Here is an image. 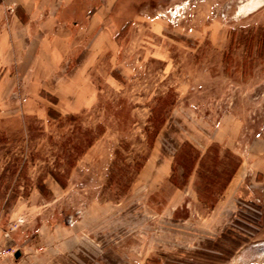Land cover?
<instances>
[{"label":"rangeland","instance_id":"1","mask_svg":"<svg viewBox=\"0 0 264 264\" xmlns=\"http://www.w3.org/2000/svg\"><path fill=\"white\" fill-rule=\"evenodd\" d=\"M258 3L246 10L248 4ZM114 9L116 40L89 72L96 95L74 112L84 111L76 123L61 127L47 115L48 108L68 111L54 105L55 96L46 90L38 95H31L29 87L19 92V76L2 73L0 58V135L7 139L0 140V248H23L41 222L67 225L86 215L92 231L102 235L100 241L122 239L123 264L138 259L142 260L138 264H161L155 257L145 258L144 249L161 244L164 235L171 243L179 237L194 240V227L205 225L201 217L210 211L208 202L217 197L238 156L242 162L230 182V253L260 252L264 249L258 246L264 243V1L116 0ZM20 77L23 84L30 75ZM163 102L168 104L161 115L170 117L150 150L149 136L155 128L148 119L158 115L152 108ZM98 125L106 131L79 159L67 187L62 189L47 177L53 196L40 194L34 183L60 156L61 144L68 138L79 141L83 132ZM226 136L230 153L223 143ZM184 142L203 156L210 146H220L206 155L188 180L184 176L192 169L195 153L185 146L175 158ZM116 150L120 151L116 181L133 172L127 165L146 158L126 195L117 184L108 183ZM170 154L169 171L164 167ZM23 160L33 183L28 196L23 194L26 179H17ZM15 192L18 198L9 203ZM173 210H178L175 216ZM180 218L189 219L183 223ZM9 233L15 242L4 236Z\"/></svg>","mask_w":264,"mask_h":264},{"label":"crops","instance_id":"2","mask_svg":"<svg viewBox=\"0 0 264 264\" xmlns=\"http://www.w3.org/2000/svg\"><path fill=\"white\" fill-rule=\"evenodd\" d=\"M115 5L116 0H0L1 72L19 76V92L29 87L31 95H38L46 90L57 99L54 105L67 107L65 114L80 111L96 95L90 70L116 40ZM22 75H30L23 84ZM223 143L230 150L229 136ZM172 155L167 156L165 170H172ZM176 213L173 210L171 215ZM187 219L179 221L187 223ZM201 223L205 225L200 229L194 227V240L179 237L171 243L164 235L161 244L144 249L145 258L155 257L161 264H264V249L251 256H245L243 249L230 253V182ZM179 232L181 236L182 227ZM4 236L15 242L10 233ZM32 237L26 246L15 249L18 258L8 256L2 264L124 263L122 239L103 243L86 215L67 225L41 222ZM137 261L128 264L142 263Z\"/></svg>","mask_w":264,"mask_h":264},{"label":"trees","instance_id":"3","mask_svg":"<svg viewBox=\"0 0 264 264\" xmlns=\"http://www.w3.org/2000/svg\"><path fill=\"white\" fill-rule=\"evenodd\" d=\"M113 76L117 80L123 82V79L121 77L115 76V75H113ZM51 100H52V103H54V104L57 103L56 98H53ZM160 100H163V99H160ZM167 104L168 103L163 102L162 105L160 104L158 107L152 108V114L156 113L158 115L156 117L154 115H152V117H149V119H148V124L150 125V127L154 126V128H155L154 133H151V135L149 136L150 150L153 148L155 141H156L161 129L163 128V126L167 122L168 118L170 117V114H167L165 117H162V115H161V113H163L164 108H165V106H167ZM171 104L173 105V103H171ZM83 112L84 111H82L79 114H74V113L62 114L55 109H52V108L47 109V115L51 119L60 122L61 127H65L66 125H68L71 122L76 123L80 119V116L82 115ZM64 119H65V121L61 122V120H64ZM150 127H147L145 129V132H149ZM27 129H28V132L31 133V131H32L31 123L27 124ZM105 131H106L105 126L98 125L96 127V129H89V130H86L85 132H83L82 138L77 142L73 138H70V139L68 138V140L63 142L61 144L62 150H61L60 156H57V160L55 161V163L53 165H48L46 167V169L44 170L43 174L39 175V177L36 179V182L34 183V188L36 190H38L40 192V194H42L43 196L50 195L52 197L53 193L49 189V187L47 186V184L45 182L47 177H51L62 189H65L68 185V181L70 179L71 172L76 167L79 159L81 157H83L86 154V152L94 146L96 141L105 133ZM32 137H33V135H32ZM0 140L6 141L7 139L4 137V135H0ZM185 146H188L195 153V156L193 158L192 169L190 170L189 173H187L184 176L185 180H188V178L192 175V171L194 168H196V166L201 167L203 165V163L205 162L204 159H205L207 154H209L215 150L217 152V150L220 149L219 145H212L207 149V154L205 156H203L201 154V152L199 150H197L189 142H184L183 145L180 147V149L176 152L175 158H177L178 155H180V153L183 151ZM226 152L230 153V150L226 149ZM119 156H120V151L116 150L115 159L111 165V169H110V173H109L108 183H109V185L117 184L118 188H120L121 195H126L127 192L129 191L131 185L135 181L136 177L140 173V171L143 167V163L145 162L146 158L143 159V161H144L143 163H139L136 161L134 164L127 165L126 167L129 170H133V172H131L130 175H128L126 173L123 174V176L120 177V181H116L118 176L115 174L114 169L116 168L117 163L119 161ZM61 159L64 160L63 164L60 162ZM235 159H236V161L234 163L233 171L228 176L225 183L223 185H221L220 191L217 193V197L212 199L211 203L208 202V204H209L208 206L210 209H212L214 207L217 200L223 195V192L226 189L228 183L231 182V180L235 176V173L237 172L238 168L240 167L241 162H242L241 158L237 156V157H235ZM27 164H28L27 160H23L21 167L17 170V172H18L17 179L18 180H20L21 178L26 179V184L24 186V190L26 192L23 193V194H25V196L29 195L30 184H33L31 182V180L28 178V175L26 172L27 171ZM172 169H173V167H172ZM172 178H173V175L171 176V179ZM198 194L200 195L199 192H198ZM16 198H18V196L16 195V192H15L8 199L9 203L12 200L14 202L16 200Z\"/></svg>","mask_w":264,"mask_h":264},{"label":"built area","instance_id":"4","mask_svg":"<svg viewBox=\"0 0 264 264\" xmlns=\"http://www.w3.org/2000/svg\"><path fill=\"white\" fill-rule=\"evenodd\" d=\"M16 250H8L5 248H0V264L3 263V261L8 257V256H15Z\"/></svg>","mask_w":264,"mask_h":264},{"label":"bare ground","instance_id":"5","mask_svg":"<svg viewBox=\"0 0 264 264\" xmlns=\"http://www.w3.org/2000/svg\"><path fill=\"white\" fill-rule=\"evenodd\" d=\"M257 5H259V4H248V5L246 6V10H247V11H248V10H251V9L255 8Z\"/></svg>","mask_w":264,"mask_h":264},{"label":"water","instance_id":"6","mask_svg":"<svg viewBox=\"0 0 264 264\" xmlns=\"http://www.w3.org/2000/svg\"><path fill=\"white\" fill-rule=\"evenodd\" d=\"M262 1H264V0H262ZM259 4V3H258ZM20 256V252L19 251H16V253H15V257L16 258H18Z\"/></svg>","mask_w":264,"mask_h":264}]
</instances>
